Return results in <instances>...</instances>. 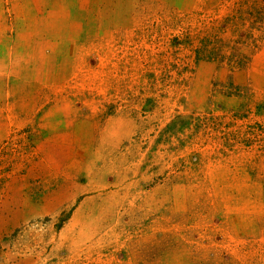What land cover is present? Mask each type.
<instances>
[{"label":"rangeland","instance_id":"rangeland-1","mask_svg":"<svg viewBox=\"0 0 264 264\" xmlns=\"http://www.w3.org/2000/svg\"><path fill=\"white\" fill-rule=\"evenodd\" d=\"M3 1L10 28L1 43L15 44L31 19L11 10L18 0ZM170 3L139 4L133 27L115 30L107 43L86 39L74 70L65 66L58 99L77 96L74 115L132 122L125 140L104 143L110 156L99 146L76 150L93 168L81 183L95 179L92 193L113 203L106 246L98 239L51 260L68 206L0 235V264H264V0ZM14 82H23L17 72ZM26 110L10 118L21 122ZM13 130L15 139L0 144L2 192L13 167L36 161L43 142L38 129Z\"/></svg>","mask_w":264,"mask_h":264},{"label":"crops","instance_id":"crops-1","mask_svg":"<svg viewBox=\"0 0 264 264\" xmlns=\"http://www.w3.org/2000/svg\"><path fill=\"white\" fill-rule=\"evenodd\" d=\"M170 1L174 0H18L19 6L11 2L13 12L18 8L31 19V23L24 22L21 29L26 39L19 40L17 45L1 43L10 23L1 15L6 10L0 9V144L15 139L16 134L12 132L16 127L19 130L38 129L39 134H43V142L37 146L36 161L29 164L25 160L22 165L14 166L17 169H12L14 176L9 177L5 188H1L4 191H0V201L5 204L0 205V235L13 234L30 222L54 219L66 207L72 206L71 216L55 235L59 249L56 252L53 248L49 252H53L51 260L58 257L60 251L71 254L98 239L102 242L106 239L114 215L113 203L107 195L92 193L95 179L88 186L81 183V178L88 177L93 168L82 164L83 159L76 150L78 147L89 148L88 145L99 146V155L108 157L110 153L103 150L104 143L108 139L110 142L125 140L132 122L114 115L98 118L94 111L90 117L88 114L87 117L74 115L75 104L71 101H78V97L72 94L73 100L70 96H66L65 101L58 99V94L64 97V81L70 69L65 66L74 70L72 64L76 66L79 62V47L86 39L95 41L89 45H96V41L103 38L107 43L112 41L108 39L114 38L115 30L133 27L131 14L138 12L139 4L159 6L171 4ZM13 24H17L16 18ZM110 51V59H114ZM101 58L108 60V54H101ZM16 72L23 79L19 87L14 82ZM95 74L93 72V78L97 77ZM241 74L235 77L238 82H244ZM53 78L54 81L49 82ZM92 91L96 93L95 88ZM42 93H45L44 97ZM53 94L57 95L51 98ZM22 107L27 109L29 117L21 122L14 121L15 117L10 118V112L15 115L17 108L21 110ZM42 111L43 116L37 117ZM64 112L67 118H64ZM10 130L11 134L8 133ZM97 136V140H90ZM17 174L21 176L17 178ZM98 183L103 189V184ZM26 188L29 192L22 193ZM5 205L7 209H4ZM103 243L102 246H106Z\"/></svg>","mask_w":264,"mask_h":264}]
</instances>
